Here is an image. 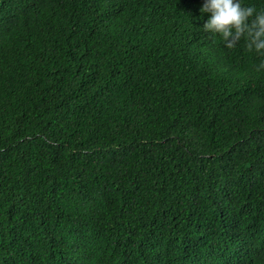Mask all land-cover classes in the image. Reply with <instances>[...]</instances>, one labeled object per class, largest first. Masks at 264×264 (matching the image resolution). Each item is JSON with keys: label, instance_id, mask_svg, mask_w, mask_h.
I'll return each mask as SVG.
<instances>
[{"label": "trees", "instance_id": "obj_1", "mask_svg": "<svg viewBox=\"0 0 264 264\" xmlns=\"http://www.w3.org/2000/svg\"><path fill=\"white\" fill-rule=\"evenodd\" d=\"M202 3L0 0V264H264V71Z\"/></svg>", "mask_w": 264, "mask_h": 264}, {"label": "clouds", "instance_id": "obj_2", "mask_svg": "<svg viewBox=\"0 0 264 264\" xmlns=\"http://www.w3.org/2000/svg\"><path fill=\"white\" fill-rule=\"evenodd\" d=\"M199 11L208 14L201 26L204 32L218 37L229 49L243 39L247 50L260 57L256 71H264V7L242 0H203Z\"/></svg>", "mask_w": 264, "mask_h": 264}]
</instances>
